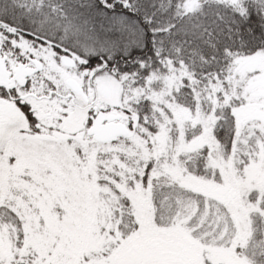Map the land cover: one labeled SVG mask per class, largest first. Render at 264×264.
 I'll return each instance as SVG.
<instances>
[{"label":"snow or ice","instance_id":"snow-or-ice-1","mask_svg":"<svg viewBox=\"0 0 264 264\" xmlns=\"http://www.w3.org/2000/svg\"><path fill=\"white\" fill-rule=\"evenodd\" d=\"M0 264H264V0H0Z\"/></svg>","mask_w":264,"mask_h":264}]
</instances>
